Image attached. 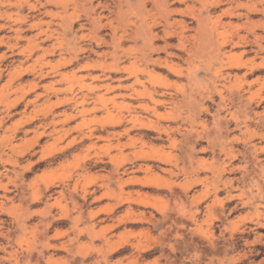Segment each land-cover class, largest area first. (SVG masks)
<instances>
[{
    "label": "rangeland",
    "instance_id": "374dc122",
    "mask_svg": "<svg viewBox=\"0 0 264 264\" xmlns=\"http://www.w3.org/2000/svg\"><path fill=\"white\" fill-rule=\"evenodd\" d=\"M258 67L264 0H0V264H264Z\"/></svg>",
    "mask_w": 264,
    "mask_h": 264
},
{
    "label": "bare ground",
    "instance_id": "6f19581e",
    "mask_svg": "<svg viewBox=\"0 0 264 264\" xmlns=\"http://www.w3.org/2000/svg\"><path fill=\"white\" fill-rule=\"evenodd\" d=\"M19 1H21V0H19ZM91 1V3H93V1L94 0H90ZM229 1H231V0H229ZM256 1V0H255ZM228 2V1H227ZM259 2V1H258ZM167 3H169V2H167ZM249 3V2H248ZM99 4H101V2H99L98 3V5ZM173 5V4H172ZM259 6V4L257 3V2H253V3H251L250 5H249V8L250 9H248L250 12H249V14L250 15H252V14H259L260 13V11H261V9L258 7ZM164 11L166 12V16H165V25L164 26H166V27H164V29H165V34L167 35V37L169 38V39H171V38H174V37H178V40L179 41H183L184 40V38H187V36L185 35V32H183V33H178L177 34V32H175V31H168L169 30V28H170V26H175V24H177L178 22H181V23H183V22H185V21H179V20H175V21H173V22H171L169 19H171V17H172V15H174V14H176V13H178V11H174V9L175 8H173V9H171V10H169L168 9V6L167 5H165L164 4ZM262 8V7H261ZM236 13V12H235ZM182 14V13H181ZM224 14H227V15H229V16H232V17H234V11L231 9V7H229L228 9H226L225 11H224ZM248 14V15H249ZM209 17V16H208ZM237 17V16H236ZM176 18V17H175ZM95 19V18H94ZM97 20H98V17L96 18ZM247 19H250V16H248V18ZM98 21H102V19L100 18ZM250 22V21H249ZM210 24V23H209ZM250 24H251V28H248V30L255 36V42L257 43L256 45H258V47H259V49H263V44L261 43V40L263 39V36H261L260 34L259 35H257L256 34V32H259V31H257V27H258V29L260 28V24L259 23H257V22H253V21H251L250 22ZM200 26H201V24H199ZM209 26V25H208ZM206 30H207V26H206ZM208 30L211 32V34H212V31H214V29L213 28H210V27H208ZM150 31L152 32V29H150ZM207 32V31H206ZM250 34V33H249ZM263 35V34H262ZM155 36L157 37L158 36V34H155ZM215 37V36H214ZM164 39V38H163ZM243 39H245V38H243ZM243 41V40H242ZM168 42V41H167ZM180 42V43H181ZM254 42V43H255ZM165 43V42H164ZM179 43V44H180ZM169 44V43H168ZM223 44H225V42H223L222 44H220V47H219V50L220 51H222L223 50V48H221V46L223 45ZM153 45H154V40H153V42H150V47H152L153 48ZM170 46V45H169ZM247 47V46H246ZM153 50V49H152ZM244 52H246L247 53V50H244ZM160 61V63H163V61H161V60H159ZM165 62H167L168 63V61H165ZM169 68H171L173 71H175V69L173 68V67H171L170 65H167ZM245 65H243V63H240V62H236V63H233V64H231V66L228 68L229 70H231V71H234V70H241L243 67H244ZM260 68H262V67H258L257 69H259L260 71H262L263 70V68L262 69H260ZM227 75L228 76H231L232 75V73L231 72H227ZM236 75V74H235ZM132 182H133V180H131Z\"/></svg>",
    "mask_w": 264,
    "mask_h": 264
}]
</instances>
